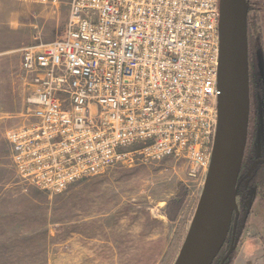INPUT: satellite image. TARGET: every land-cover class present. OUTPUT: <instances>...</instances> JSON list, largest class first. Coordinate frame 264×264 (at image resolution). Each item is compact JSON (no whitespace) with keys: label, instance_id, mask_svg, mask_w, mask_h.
<instances>
[{"label":"built area","instance_id":"2783aa9c","mask_svg":"<svg viewBox=\"0 0 264 264\" xmlns=\"http://www.w3.org/2000/svg\"><path fill=\"white\" fill-rule=\"evenodd\" d=\"M67 18L22 51L12 167L49 196L162 159L206 175L217 126L219 0H38Z\"/></svg>","mask_w":264,"mask_h":264},{"label":"rangeland","instance_id":"374dc122","mask_svg":"<svg viewBox=\"0 0 264 264\" xmlns=\"http://www.w3.org/2000/svg\"><path fill=\"white\" fill-rule=\"evenodd\" d=\"M37 2L55 12L53 28H33L32 40L22 49L50 43L62 34L66 9L56 12ZM260 53L254 64L257 77L263 78ZM21 55L20 49L0 56V76L6 77H0L2 155L7 153V134L25 121L24 90L4 83L10 75L19 77ZM205 179L189 178L185 164L170 158L115 167L56 196L29 187L26 194L12 191L11 198L0 200V264H174ZM255 238L246 264H264V243L257 231L248 230L243 242Z\"/></svg>","mask_w":264,"mask_h":264},{"label":"water","instance_id":"95a60500","mask_svg":"<svg viewBox=\"0 0 264 264\" xmlns=\"http://www.w3.org/2000/svg\"><path fill=\"white\" fill-rule=\"evenodd\" d=\"M219 12L216 132L203 191L174 264H212L236 209L250 104L246 0H219Z\"/></svg>","mask_w":264,"mask_h":264},{"label":"flooded vegetation","instance_id":"af4514ba","mask_svg":"<svg viewBox=\"0 0 264 264\" xmlns=\"http://www.w3.org/2000/svg\"><path fill=\"white\" fill-rule=\"evenodd\" d=\"M258 50L261 51L263 78L257 77V65L252 64L249 68L247 141L237 179V206L226 241L212 264H226L236 239L240 236L243 241L250 229H255L264 243V39Z\"/></svg>","mask_w":264,"mask_h":264},{"label":"crops","instance_id":"0c3cea01","mask_svg":"<svg viewBox=\"0 0 264 264\" xmlns=\"http://www.w3.org/2000/svg\"><path fill=\"white\" fill-rule=\"evenodd\" d=\"M52 14L55 12L46 11L38 5L37 0H0V56L26 49L22 47L29 45L32 40L33 28L51 30ZM1 76L6 78L5 75ZM4 83L8 84L10 89H24L20 78L13 75H10L7 81L5 79ZM27 189L12 167L8 145L7 153L0 154V200L11 198L12 191L26 194ZM256 241L257 238L245 240L233 264H246L250 256L248 249Z\"/></svg>","mask_w":264,"mask_h":264},{"label":"trees","instance_id":"16d2710c","mask_svg":"<svg viewBox=\"0 0 264 264\" xmlns=\"http://www.w3.org/2000/svg\"><path fill=\"white\" fill-rule=\"evenodd\" d=\"M247 20L246 35L248 46L249 68L255 63L262 41L264 39V0H246ZM242 237H238L234 243L232 253L226 264H233L237 251L242 245Z\"/></svg>","mask_w":264,"mask_h":264}]
</instances>
